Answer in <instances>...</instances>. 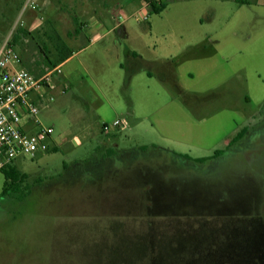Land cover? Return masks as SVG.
Wrapping results in <instances>:
<instances>
[{"label": "rangeland", "instance_id": "374dc122", "mask_svg": "<svg viewBox=\"0 0 264 264\" xmlns=\"http://www.w3.org/2000/svg\"><path fill=\"white\" fill-rule=\"evenodd\" d=\"M48 1L0 0V48L23 67L42 74L74 50L65 92L38 114L59 147L15 160L25 177L0 198V264H264V0H165L142 22L113 9L128 39L96 42L73 32L72 0ZM207 8L210 25L246 27L226 37L223 59L205 60L208 73L191 79L181 61L165 83L128 79L117 64L126 47L177 51L173 30ZM116 119L126 127L104 133ZM4 181L0 170V192Z\"/></svg>", "mask_w": 264, "mask_h": 264}, {"label": "crops", "instance_id": "0c3cea01", "mask_svg": "<svg viewBox=\"0 0 264 264\" xmlns=\"http://www.w3.org/2000/svg\"><path fill=\"white\" fill-rule=\"evenodd\" d=\"M42 6L46 7L49 5L48 0H42ZM72 8L77 9V15L81 17V20H78L77 17L72 18L73 21H76V26L73 27V32H76L79 36H82L84 39L83 42H96L106 36L107 34L113 32L116 37H123L128 39L129 36L126 37V27L124 23L118 21L112 13L113 9L118 10L119 17L126 19L128 14L133 16L135 20V14L138 13H148L152 12L150 7H146L142 0H72ZM77 1V2H75ZM259 0H256V3ZM201 2V1H200ZM161 3L164 4V8L157 12L161 13L166 8V1L161 0ZM259 3V2H258ZM200 5V4H199ZM238 17L240 21L244 19V12L241 10H237ZM215 16L214 11L211 8H207L203 13L193 12L190 15L192 23L186 27H180L177 30H173V32H177L179 39L177 40V44L179 45V49L174 51L172 48L167 51H160L157 49L156 45H152L150 47V43L145 41L142 44L146 45L147 52L143 54V52H138L135 48H128L126 47L124 50V58L125 61L117 62L120 68H124L127 72L128 79L136 77L142 78L145 76L144 84L142 86L149 88L148 80H160L162 82H166L167 75H176L178 72V67L181 61L182 63H188V71L187 75L194 79L196 75H202L205 72L208 73V66L206 65L207 59L213 57L215 54L222 56V51L224 49L225 43H227L226 37H228L231 33L237 34L239 29L246 28L245 26L240 24H236L235 27L226 25V23H217L211 24L210 21ZM148 20V19H147ZM144 20V21H147ZM138 22H142L137 20ZM71 30H68V32ZM171 32L169 29L161 30L158 32L162 34L163 32ZM153 27L149 25L147 27V34L152 36ZM163 37L164 34H163ZM117 38L115 39L114 46L115 49L113 52H117ZM3 43V42H2ZM81 42L73 45V47H81ZM72 45H69V48ZM249 46V42L242 41L240 43V47L246 49ZM72 47V48H73ZM175 47V46H174ZM71 48V49H72ZM104 52L110 53L111 45L102 46ZM240 51V50H238ZM74 50H71L70 54L61 62H59L56 66L60 69V73L58 76H55L53 80V84L55 85V95L61 94L57 93V89L60 85H64L63 83V75L62 73V65L65 61H67ZM224 54L222 59L224 58ZM118 59V58H117ZM116 60V59H115ZM175 86V85H174ZM176 89H179L176 86ZM198 92H192L193 95L197 94ZM199 94V93H198ZM244 99L248 100L249 97L247 95L244 96ZM40 120V119H39ZM123 125L121 126L122 129L126 127V121L122 120ZM103 131V130H102ZM246 131V130H245ZM245 131L243 135L238 138L236 141L232 142L233 137L229 142L228 146L232 145L233 143L237 142L241 138L244 137ZM107 133V131H103ZM109 132V131H108ZM79 143L78 140H76ZM59 141L56 138L55 140V148L59 147ZM222 150V149H221ZM224 150L219 155H210L205 157V159L210 160L220 156ZM215 152V151H214ZM101 155H104V159L109 160V158L117 155L113 148H107ZM186 158H190L188 155H181ZM202 159V158H201ZM198 162H202L200 158L195 159ZM15 167V166H14ZM16 168V167H15ZM252 222V221H251ZM252 225L254 226L253 222ZM255 228V227H254ZM249 237V236H246ZM262 238V237H261ZM260 238V240H261ZM264 245V243H263ZM261 243V247L264 253V246ZM213 264V262H212Z\"/></svg>", "mask_w": 264, "mask_h": 264}, {"label": "built area", "instance_id": "2783aa9c", "mask_svg": "<svg viewBox=\"0 0 264 264\" xmlns=\"http://www.w3.org/2000/svg\"><path fill=\"white\" fill-rule=\"evenodd\" d=\"M25 1L34 3L35 0ZM142 1L150 8L151 4H161V0ZM135 18L147 20L148 13L135 14ZM59 73L60 69L55 66L36 74L21 65L19 56L11 48H0V169L14 166L20 157L33 158L39 151L55 147L53 128L44 125L38 114L54 99L53 80ZM65 89V84L60 85L57 93ZM122 125V120L116 119L111 124L103 123L102 130L108 132Z\"/></svg>", "mask_w": 264, "mask_h": 264}, {"label": "trees", "instance_id": "16d2710c", "mask_svg": "<svg viewBox=\"0 0 264 264\" xmlns=\"http://www.w3.org/2000/svg\"><path fill=\"white\" fill-rule=\"evenodd\" d=\"M164 8V4H160L159 6H156L154 4H151V11L154 12V13H157L159 11H161L162 9ZM71 51H69V53H66L64 55H62L60 57V59L58 60V62H52L50 61L49 64L51 67H55L59 62H61L62 60H64L69 54H70ZM244 133V130H241L239 131L236 136L232 139V142L233 141H236L238 138H240ZM56 148L55 147H51L49 149V151H55ZM222 152L221 149H218V150H215V152L213 153V155H219L220 153ZM200 160H204L203 158ZM4 175H5V181H4V184H3V187H2V190L0 192V198L6 194H8V192L10 191H15L17 189V183L19 181H21L22 178L25 177V174L24 173H20L19 171H17L15 169L14 166H10L8 168H5V169H0Z\"/></svg>", "mask_w": 264, "mask_h": 264}]
</instances>
